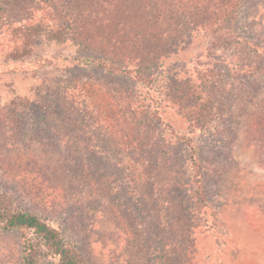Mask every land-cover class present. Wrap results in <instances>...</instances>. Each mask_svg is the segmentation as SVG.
<instances>
[{
    "label": "rangeland",
    "instance_id": "1",
    "mask_svg": "<svg viewBox=\"0 0 264 264\" xmlns=\"http://www.w3.org/2000/svg\"><path fill=\"white\" fill-rule=\"evenodd\" d=\"M202 2L0 0V191L92 264H264V0L209 29ZM40 21L14 56L11 30ZM125 54L152 84L91 62ZM171 128L197 144L214 212ZM0 264H21L15 231Z\"/></svg>",
    "mask_w": 264,
    "mask_h": 264
},
{
    "label": "trees",
    "instance_id": "2",
    "mask_svg": "<svg viewBox=\"0 0 264 264\" xmlns=\"http://www.w3.org/2000/svg\"><path fill=\"white\" fill-rule=\"evenodd\" d=\"M49 3L50 0H43ZM53 1V0H51ZM239 3L234 0H204L199 3V12L202 11L204 16L205 28L209 29L212 24L220 23L222 28H227L228 22L232 21L233 16L237 13ZM51 18V17H50ZM46 21L29 25L16 26L9 33L7 42L9 43L14 56H20L21 52L27 51L30 41L36 33H43L49 28ZM51 28V27H50ZM139 61L135 57L125 54L123 58L114 60L112 57L99 56L92 57L91 62L98 68L106 72L116 74L123 73L133 75L140 81L147 84L153 83V73L145 74L140 68L143 66L149 69L150 62L138 63L137 70H132L128 65H123V62ZM89 61V60H88ZM127 62V63H128ZM135 63V62H134ZM136 64V63H135ZM128 101L127 108L129 111H134L140 108L136 101L126 98ZM101 107L103 104L100 103ZM155 118L160 124L168 125L156 110ZM170 127V126H169ZM176 137L184 143L190 150V159L192 162L193 189L197 200L210 210L213 208L209 202L207 188L203 175V165L199 157V150L192 137L184 133H178L171 128ZM214 212V211H213ZM213 215V214H211ZM215 220V216L213 217ZM0 230L15 231L20 238L21 264H41L40 256L45 252L59 260L60 264H92L79 250V248L68 242L63 236L60 229L50 224L45 217L36 211L30 210L19 201L16 196L9 192L0 191Z\"/></svg>",
    "mask_w": 264,
    "mask_h": 264
}]
</instances>
